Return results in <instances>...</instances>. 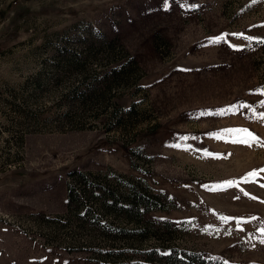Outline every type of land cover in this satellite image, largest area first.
Masks as SVG:
<instances>
[{"label":"rangeland","instance_id":"374dc122","mask_svg":"<svg viewBox=\"0 0 264 264\" xmlns=\"http://www.w3.org/2000/svg\"><path fill=\"white\" fill-rule=\"evenodd\" d=\"M262 101L264 0H0V264H264Z\"/></svg>","mask_w":264,"mask_h":264},{"label":"snow or ice","instance_id":"6c2138e0","mask_svg":"<svg viewBox=\"0 0 264 264\" xmlns=\"http://www.w3.org/2000/svg\"><path fill=\"white\" fill-rule=\"evenodd\" d=\"M165 10H167V4L165 3ZM228 34H222L221 36H218V37H214L211 39L210 43L212 44H219L220 42L224 41L226 36ZM232 35H236L237 37H242L244 40H247V41H251L253 40L254 38L253 37H250V36H244L243 34H232ZM231 47L235 48L236 46L235 45H230ZM261 106L264 107V101L261 102ZM203 115V113H202ZM246 132V130H243ZM182 139H189V137H182ZM233 143H242V144H245V145H248V146H252L254 143H259L257 137H255L254 135H252L251 133H247L246 132V135L242 138H239V139H236V140H233L232 141ZM175 147H180L179 144L177 145H174ZM211 155V154H209ZM261 171H264V170H261ZM258 173L257 172H251L248 174V177H246L245 179H249L251 177H254L256 176ZM229 184H231V182H229ZM262 232V235H264V229L261 230ZM260 243H264V239H261L260 240Z\"/></svg>","mask_w":264,"mask_h":264},{"label":"trees","instance_id":"16d2710c","mask_svg":"<svg viewBox=\"0 0 264 264\" xmlns=\"http://www.w3.org/2000/svg\"><path fill=\"white\" fill-rule=\"evenodd\" d=\"M71 173H72V171H71ZM73 174L80 175L78 172L76 173V171H74ZM68 193H70V189L69 188L67 189V194ZM197 264H202V262L200 260H198Z\"/></svg>","mask_w":264,"mask_h":264}]
</instances>
